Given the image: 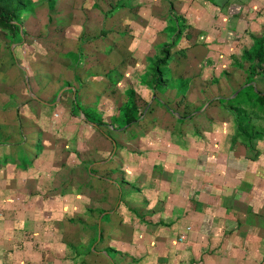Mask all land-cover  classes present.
Returning <instances> with one entry per match:
<instances>
[{"label": "rangeland", "instance_id": "374dc122", "mask_svg": "<svg viewBox=\"0 0 264 264\" xmlns=\"http://www.w3.org/2000/svg\"><path fill=\"white\" fill-rule=\"evenodd\" d=\"M16 13L23 40L0 25V264H208L239 242L240 222L223 220L207 239L196 202L208 221L264 177L244 59L264 41V0H24Z\"/></svg>", "mask_w": 264, "mask_h": 264}, {"label": "crops", "instance_id": "0c3cea01", "mask_svg": "<svg viewBox=\"0 0 264 264\" xmlns=\"http://www.w3.org/2000/svg\"><path fill=\"white\" fill-rule=\"evenodd\" d=\"M253 180L254 188L252 187L253 189L249 192V185H247V189L245 188L244 191L245 193L248 192L251 194L253 198H248L250 195L247 193L244 194V198H239L238 200L237 198H233L227 201V203L226 201H221L213 204L215 210L212 214H209L208 221H204L205 218L201 215L208 213H205L204 208H201L206 206V202H204L205 205H198L200 202H196L197 226L202 228L204 222L208 224L209 232L204 234L207 239H211L213 237L212 233L214 231V233H216V230L219 229L221 220H223L222 222L225 221L230 229H239V224L242 226L240 227L241 231L237 232L240 233V241L235 242L228 236V238L223 241V244H219L218 246L224 247L223 249L228 248L229 250L225 249L227 251L225 254L215 251L209 257L208 264H264V177L260 176V174H255ZM227 195L229 196V194ZM231 202L239 203L231 205ZM243 205H246V207H244L245 210L241 211V217L239 216L240 221H238L237 217L239 215V210L234 208V206ZM209 207H212V204ZM238 222L240 223L238 227H236ZM207 229L208 228H205V230ZM204 235L202 232L196 231V238H204ZM218 235L219 234L216 233L215 238H218ZM228 239H230V241H227ZM210 242L211 241H209L208 245Z\"/></svg>", "mask_w": 264, "mask_h": 264}, {"label": "trees", "instance_id": "16d2710c", "mask_svg": "<svg viewBox=\"0 0 264 264\" xmlns=\"http://www.w3.org/2000/svg\"><path fill=\"white\" fill-rule=\"evenodd\" d=\"M48 1V0H47ZM11 2L14 4V8L10 9L9 5L7 4V0H0V25L6 28H10L17 37H19L21 40H23L24 37H22L21 30H20V19L18 18V15L16 13L17 9L20 7H24V0H11ZM168 54L165 55L164 58L160 59L159 62L156 63V68H154L153 72V79L156 83H162L163 79V71L158 68L159 64H167ZM244 59L248 62V68L246 69L248 75H247V88H249L250 91H252V95L254 99L259 103L261 106H264V90H259L255 85H253L254 80L256 77H260L264 79V41L263 39H258L256 42V45L254 46L253 50L247 51L245 53ZM256 84V83H255ZM246 87V86H245ZM242 89L244 86L241 87ZM248 93V92H247ZM130 104V103H129ZM131 108L125 107L122 113H124V117L126 119L125 123L126 125H130L134 122L138 121V118L141 116L139 115V108L136 105V103L131 104ZM238 110H236L237 112ZM85 119L88 121L90 120L88 115H85ZM97 124L100 125L99 121L100 119L96 120ZM94 122V120H93ZM115 253H118L115 250ZM110 252L109 249H107V253Z\"/></svg>", "mask_w": 264, "mask_h": 264}]
</instances>
